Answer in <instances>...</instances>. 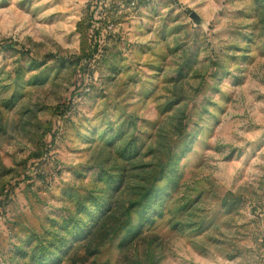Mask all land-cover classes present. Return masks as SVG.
Returning <instances> with one entry per match:
<instances>
[{"label": "rangeland", "instance_id": "374dc122", "mask_svg": "<svg viewBox=\"0 0 264 264\" xmlns=\"http://www.w3.org/2000/svg\"><path fill=\"white\" fill-rule=\"evenodd\" d=\"M0 264H264V0H0Z\"/></svg>", "mask_w": 264, "mask_h": 264}, {"label": "water", "instance_id": "95a60500", "mask_svg": "<svg viewBox=\"0 0 264 264\" xmlns=\"http://www.w3.org/2000/svg\"><path fill=\"white\" fill-rule=\"evenodd\" d=\"M191 17L197 22L198 21V17L195 15V13H193L192 15H191Z\"/></svg>", "mask_w": 264, "mask_h": 264}, {"label": "built area", "instance_id": "2783aa9c", "mask_svg": "<svg viewBox=\"0 0 264 264\" xmlns=\"http://www.w3.org/2000/svg\"><path fill=\"white\" fill-rule=\"evenodd\" d=\"M144 1H146V2H150V1H153V0H144Z\"/></svg>", "mask_w": 264, "mask_h": 264}]
</instances>
